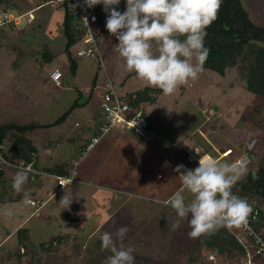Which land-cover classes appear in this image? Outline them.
I'll list each match as a JSON object with an SVG mask.
<instances>
[{
	"label": "crops",
	"instance_id": "1",
	"mask_svg": "<svg viewBox=\"0 0 264 264\" xmlns=\"http://www.w3.org/2000/svg\"><path fill=\"white\" fill-rule=\"evenodd\" d=\"M43 6L42 3H39L36 8L25 10V13H31L34 16V11ZM62 20H64L63 17ZM99 20L100 16L98 17ZM37 21L38 18L34 16V20L31 23L26 22L22 30L19 29L21 24H8L0 28V45L3 38L8 35L12 39L15 37L19 39L16 42L13 41L15 43L14 48L9 47L8 49L6 44L0 47V106L2 105V109H4V112H0V117L11 118L12 123L18 125H22L19 122L20 119L23 120L27 117L28 123L22 126H37L33 131L27 133V138L34 145L47 144L41 132L61 127L54 132L65 134L64 137L67 140L78 143L75 145H77L80 154L102 121V99L99 102L97 116H95L93 109L86 108L93 100L94 93L100 90L98 86L100 68L97 67L98 64H94L98 60L81 58L73 75L69 59L64 53L67 40L61 45L64 46L61 47V53H56L55 47L50 43L43 39H36L31 35L36 30L33 28ZM8 30H11L12 34ZM6 31L9 34H6ZM63 36L65 37L64 25ZM33 41H37L38 45ZM37 48H40L41 52ZM57 60L61 63L60 65H57ZM102 62H104V55H102ZM101 63L99 64L101 65ZM52 66L51 70H47ZM55 71H60L63 75L60 85L51 79V75ZM89 72L95 76L93 81L82 76L84 73L87 74L88 78ZM69 75L72 76V79L69 78L71 77ZM146 88L144 87V90ZM63 92H66V95L74 92L76 96L72 95L68 100H65L66 107H63L62 110L51 112L53 105L63 101L66 96ZM152 118V124L155 123V125L153 130L151 129L148 141L141 140L123 130H116L103 138L100 144L85 157H79L80 159L76 160L75 163L65 159L59 165L50 166L53 158L58 156L57 150L62 148L61 144H49L47 147H43L47 150L44 155L47 157V164L38 166L39 156L36 152L34 156L36 155L37 160H33L34 167L44 172L45 175L32 178L29 174V180L25 187L27 196L25 197V193H20L19 199L12 209L13 214L11 216L2 215L0 249H5L2 247L9 245L12 238L17 239V232L20 229L29 230L31 239L35 244L42 243L41 241L36 243L34 240L35 230L42 234L43 239L41 240H47V243L58 238L61 240L55 241L53 244H59L65 236L71 234L73 239L85 238L83 240H87L84 242L87 244L89 240L96 238L98 232L112 220L123 219L124 216L127 220V217L132 214L138 217L140 209L145 208V201L169 207L167 204L169 198L177 191L184 192L186 190L181 181V174L176 171L177 166L184 165L185 169H195L199 164V162L190 163L187 160L188 149H198L199 154L194 153L197 160L202 155L218 163L240 161L245 145H248L249 151H251L249 144H234L231 136L225 143L221 144L218 139H215L217 131L213 128H211L212 131H206L204 126L198 128V134L205 141V144H191L190 136L184 137L175 132L169 134L163 130L165 121L161 117L159 119L154 115ZM208 132H210V137ZM191 136H194V133ZM210 138L213 141H210ZM242 149L243 151H241ZM228 151L230 152L228 153ZM251 162L249 158L246 165H250ZM70 163L73 165H69ZM246 165H242L244 169L247 167ZM72 171L77 173L76 182L71 183L78 185L76 191L90 189L93 195L96 191H102L106 193L108 198H111L108 203L111 206L112 215L110 214L105 221L97 220L98 226L94 231L85 235L86 237L72 234L71 231L72 226L86 224L84 199L72 198V201L75 202L74 215L67 214L66 209H63L60 203H53L63 191V188L60 189L57 186L55 178L67 176ZM131 199H139L140 201L131 202ZM30 200L40 203L36 211L29 208ZM81 204L84 205L82 208ZM147 207L152 209L151 211H156L153 206ZM35 221H39V227L34 223ZM46 222L47 231L45 230ZM147 222V220L144 221L137 228L146 227ZM51 223H55L59 227V231L56 236L48 240L51 234L49 226Z\"/></svg>",
	"mask_w": 264,
	"mask_h": 264
},
{
	"label": "rangeland",
	"instance_id": "2",
	"mask_svg": "<svg viewBox=\"0 0 264 264\" xmlns=\"http://www.w3.org/2000/svg\"><path fill=\"white\" fill-rule=\"evenodd\" d=\"M47 1H49L48 4ZM242 2L249 12V15L252 16L253 22L256 25L264 27V0H242ZM9 3V8L12 9L9 12L15 16L24 15L25 10L36 8L39 3H42L44 6L34 11V16L38 18V21L34 24L33 29L36 30L31 35L36 39L45 40L55 47L56 53H61V47H64L61 45L66 39L63 36V8L58 0H10ZM5 7V4L0 6V15ZM115 7L118 11L123 13L126 11V0H121V3ZM107 16L108 13L104 11L103 6L100 10V20L93 23L95 33L99 34V40L97 42L99 51L101 55H104V62L101 63L98 60L101 65L98 61L94 62V64H98L97 67L100 68L98 71V86L100 90L94 93L93 100L86 107L87 109H93V111H95V116H97L99 111V102L103 97L102 93L110 85L113 86L114 90L120 96H127L139 90H144V87L158 88L146 85L143 80L137 77L134 71H129L127 69L123 58H121L115 50L118 41L114 36H111L108 31L106 35L103 32L102 24H106ZM26 22L27 17H24L21 22V27L19 28L20 30L24 29ZM8 31L11 33V30ZM8 31H6V34H9ZM18 40V37L12 39V37L8 35L3 38L0 47L6 44L8 49L9 47L14 48V42ZM33 42L38 45L37 41ZM37 49L40 50V48ZM153 51H155V48H153ZM60 64L61 63L57 60V65ZM245 65H247V63L239 59L236 65L227 70L226 76L224 77L215 72L203 69L197 80H189L187 84L179 86L175 93L164 95L163 92H161L159 95H154L152 97V99H154V97L157 96V101L151 100L142 104L143 110L150 114L151 121H153L152 116L154 115L159 117V119L161 117L162 120L165 121L163 126L165 132L169 134L174 132L180 133L184 137L190 136L191 144H205V141L198 134V128L201 126H204L206 131L211 130V128L215 129L217 131L215 139H218L221 144L225 143L230 136L234 144H249L252 147H250L251 151H249L248 145H245L244 151L243 149L241 150L243 151L241 157L245 158L248 156L253 163L251 162L248 167H245V171L238 182L243 180V177L247 175L250 169L253 172H258L260 168H264V97L251 94L244 89V83L248 78V70L242 69ZM52 68L53 66L49 67L47 70H51ZM82 76L90 81H93L95 78L92 72H89L88 78L87 74L83 73ZM69 78L72 79V76ZM63 94L66 95V92H63ZM72 95L76 96L74 92L67 93L62 102L60 101L58 104L51 107V112H57L58 110H62L63 107H66L64 101L68 100ZM0 112H4L2 105L0 106ZM10 119L11 118L0 117V126L13 124ZM19 122L25 125L28 123L27 117L23 120L20 119ZM15 125L18 124L15 123ZM154 125L152 124L151 126L152 130ZM60 128L61 127H56L46 132H41L47 144H35L39 150L38 166L47 164V157L44 156L47 150L43 147H47L49 144L62 145V148L57 150L58 156L53 158V162L50 163V166L59 165L65 159L71 160V163H75L76 160L78 161L81 158L78 153L77 145H75L78 143H72L67 140L64 137L65 134L54 132L58 131ZM117 130L122 131L123 128L118 127ZM192 133H194V136H191ZM208 133L210 137V132ZM209 140L213 141L211 138ZM248 152L252 154V156L247 154ZM32 160H37L36 155L34 156L33 154ZM71 163L69 165H73ZM10 170V168L0 165V205H7L12 210L19 199L20 193H17L12 188L13 177L17 171L12 170L10 172ZM76 186L78 185L71 184L68 188H63L61 195L56 197L53 203H59L66 193L73 199H84L86 224L78 225L79 227L72 226L73 229L71 231L72 234L75 233L79 236H85L96 229L98 226L97 220L102 222L105 221L110 214L112 215L111 206L108 203L111 198H108L106 193L102 191H96L95 195H93L90 189L76 191ZM184 193L188 195L186 190ZM131 200V202H135L139 199ZM254 203L264 211V199L257 198L254 200ZM86 204H88V206H86ZM3 205H1V207ZM84 205L81 204V208ZM144 206L145 208L140 209L138 217L132 214L127 217V220H125V216L123 219H117L116 221L112 220L98 232L97 236L99 237L103 232L114 233L120 227L126 226L129 231L125 236L123 244L125 247H132L134 249V255L148 257L152 260L153 264H193L190 263L189 254L186 253V251L193 246L196 238L193 239L188 236L191 230L188 219L179 221L180 226L174 228L173 225L178 222V217L170 206L163 207V204H153L149 201H145ZM147 206H153L156 208V211H151L152 209ZM29 208L36 211L38 207L29 205ZM1 220H3L2 214L0 215V224L2 223ZM146 220L148 221L146 227L137 228L138 225H142ZM125 222L126 225H124ZM34 223L39 227V221H35ZM49 226L51 234L48 240L56 236L59 231V227L56 226L55 223H51ZM45 230L47 231V222ZM34 234L36 235L34 237L36 243H38L37 241H41L42 243L47 241L41 240L43 239L42 234L36 230ZM1 236L3 237V234ZM80 238V241L82 240L83 243L87 241L83 240L85 238ZM60 240L61 239L57 238V241ZM89 244L90 240L87 242V246ZM52 245L53 253L58 255L65 253V255L69 256V259H72L71 262L73 264L83 261V258L79 257L77 252L75 254L74 248L71 247L73 245L71 234L65 236L61 243ZM16 247L17 239L14 237L9 241V245L2 247L5 249H0V264H18ZM207 254L205 251L202 252L200 264H215L207 259ZM221 264H235V262H222Z\"/></svg>",
	"mask_w": 264,
	"mask_h": 264
},
{
	"label": "clouds",
	"instance_id": "3",
	"mask_svg": "<svg viewBox=\"0 0 264 264\" xmlns=\"http://www.w3.org/2000/svg\"><path fill=\"white\" fill-rule=\"evenodd\" d=\"M120 3L121 0H84L87 8L104 6L108 13L106 28L118 41L115 50L129 71H134L146 85L161 89L164 95L198 79L210 54L205 46L206 29L217 19L222 0H126L123 13L115 7ZM195 162H199L195 169L177 166L188 195L177 191L167 201L178 217L173 227L178 228L179 221L188 219V236L195 239L246 223L252 207L246 198L232 191L243 175L242 164L218 163L202 155ZM15 171L12 188L26 197L29 172ZM59 203L68 209L72 198L66 193ZM0 214L13 213L5 205L0 207ZM128 231L122 226L114 233L100 235L101 248L111 252L105 264H135L134 249L123 244Z\"/></svg>",
	"mask_w": 264,
	"mask_h": 264
},
{
	"label": "trees",
	"instance_id": "4",
	"mask_svg": "<svg viewBox=\"0 0 264 264\" xmlns=\"http://www.w3.org/2000/svg\"><path fill=\"white\" fill-rule=\"evenodd\" d=\"M9 2L10 0H0V6L6 5L2 12L12 10L9 8ZM48 3L49 1H47ZM59 3L63 8L64 34L67 40L64 53L69 59L71 73L74 75L78 61L81 59L78 56V49L83 44L84 31L77 29L78 23L70 8L71 0H60ZM96 7L98 10L97 22L103 5H96ZM102 26L106 35L108 31L106 24L103 23ZM206 32L205 46L210 49V54L206 59L204 69L224 77L227 70L236 65L239 59H242V62L247 63L242 69L248 70L244 89L251 94L264 97V27L253 22L242 0H222L218 17L206 29ZM161 92L162 90L159 88L147 87L145 90L127 95L126 98L133 106L141 108L143 103L151 101L154 95H159ZM156 100L157 96H155L154 101ZM36 127L35 125L19 126L15 124L0 126V143L7 145L5 157L9 162L17 165H28L33 161L32 156L38 152V149L27 138V133ZM232 191L234 194L247 199L252 207L250 215H257V221L252 222L254 230L262 234L264 239V211L254 203L257 198L264 199V168L259 169L256 179L250 169L243 180L235 184ZM99 237L92 238L88 246L80 242L78 238L73 239L71 247L74 248V253L77 252L79 257L83 258V261L77 262V264H105L111 252L101 248ZM55 241L57 238L48 243L35 244L31 239L29 230L20 229L17 232L16 247L18 264H73L72 259H69L65 253L58 255L52 252V244ZM203 251L206 254H215V264L231 261L236 263L246 253L244 247L230 234L227 227L220 228L213 234H205L196 238L193 246L186 251L189 254L190 263L200 264V256H202ZM134 257L135 264H153L148 257L138 255H134ZM258 258L260 257H257L256 264H264V260Z\"/></svg>",
	"mask_w": 264,
	"mask_h": 264
},
{
	"label": "built area",
	"instance_id": "5",
	"mask_svg": "<svg viewBox=\"0 0 264 264\" xmlns=\"http://www.w3.org/2000/svg\"><path fill=\"white\" fill-rule=\"evenodd\" d=\"M60 2V0L58 1ZM70 8L78 23L77 29L84 31L83 44L78 49V56L80 58H91L102 61V55L98 48V34L95 33L93 23L96 22L98 15L97 7L87 8L84 4V0H71ZM27 17V22L31 23L34 20V16L31 13H25L24 15L15 16L8 12H2L0 15V28L8 24L20 25L22 19ZM95 17V19H93ZM62 73L55 71L51 75V79L57 84H61ZM102 121L99 125L96 133L90 138L87 146L81 151L80 156L85 157L94 148L100 144V142L110 133L116 131L118 127H122L123 131L133 134L141 140L148 141L151 135L152 122L149 114L143 110L133 106L127 101L126 96H120L113 88L112 85L108 86L102 95ZM7 151V145L0 143V165L22 170L27 169L32 178L45 175L44 172L37 170L34 167L33 161L28 165H17L9 162L5 153ZM198 152V149H188L187 160L190 163H194L197 158L194 153ZM242 165H246L248 158H241L239 161ZM77 179L76 171H72L67 176H58L55 178L57 186L62 189L67 187L71 183H75ZM29 204L33 207H38L39 202L30 200ZM1 207V205H0ZM75 202L72 201L70 208L66 209V213L74 215ZM257 221V215L249 214L246 223L239 227L227 228L236 240L244 247L246 253L235 264H256V259L259 256L260 260H264V239L262 234L257 233L254 230L252 222ZM207 259L211 262H216V256L214 253H208Z\"/></svg>",
	"mask_w": 264,
	"mask_h": 264
},
{
	"label": "water",
	"instance_id": "6",
	"mask_svg": "<svg viewBox=\"0 0 264 264\" xmlns=\"http://www.w3.org/2000/svg\"><path fill=\"white\" fill-rule=\"evenodd\" d=\"M253 176H254V178H257V172H253Z\"/></svg>",
	"mask_w": 264,
	"mask_h": 264
}]
</instances>
